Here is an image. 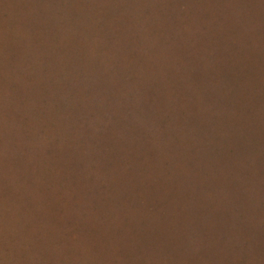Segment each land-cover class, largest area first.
I'll return each instance as SVG.
<instances>
[{
  "label": "rangeland",
  "instance_id": "rangeland-1",
  "mask_svg": "<svg viewBox=\"0 0 264 264\" xmlns=\"http://www.w3.org/2000/svg\"><path fill=\"white\" fill-rule=\"evenodd\" d=\"M0 264H264V0H0Z\"/></svg>",
  "mask_w": 264,
  "mask_h": 264
}]
</instances>
